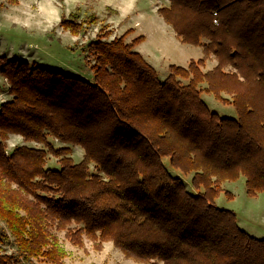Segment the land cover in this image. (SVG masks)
<instances>
[{
	"label": "trees",
	"instance_id": "trees-1",
	"mask_svg": "<svg viewBox=\"0 0 264 264\" xmlns=\"http://www.w3.org/2000/svg\"><path fill=\"white\" fill-rule=\"evenodd\" d=\"M158 11L181 41L204 52L187 67L171 64L163 79L134 49L140 37L91 40L92 79L0 56L11 95L0 104V222L17 250L4 252L10 235L0 225V264L31 257L62 264L65 252L49 227L71 222L79 226L66 231L73 243L84 235L96 248L111 240L146 264H264V237L214 203L220 184L239 175L249 195L264 191V0H170ZM77 16L61 25L79 33ZM209 55L217 64L203 72L198 65ZM204 80L236 116L209 109ZM9 133L44 143L61 156L59 167L45 166L42 148L6 153ZM48 136L80 145L83 158L73 162L69 147L53 148ZM164 156L193 172L196 192ZM90 162L101 173L89 174Z\"/></svg>",
	"mask_w": 264,
	"mask_h": 264
},
{
	"label": "rangeland",
	"instance_id": "rangeland-1",
	"mask_svg": "<svg viewBox=\"0 0 264 264\" xmlns=\"http://www.w3.org/2000/svg\"><path fill=\"white\" fill-rule=\"evenodd\" d=\"M169 2L170 0H0V56L54 67L92 79L91 65L94 58L87 52V45L91 40L98 34H105L106 40L123 35L127 42L140 37L134 49L144 56L163 79L169 74L171 64L187 67L191 61L197 62L204 57L201 45L181 41L173 27L159 13L158 8L168 6ZM71 13L78 15L77 21L82 23L79 33H73L69 27L61 25V20H66ZM201 40L206 41L205 38ZM189 48L198 54L186 56V49ZM216 64L217 59L209 55L198 66L201 71L206 72ZM187 81L188 79L181 78L183 84ZM206 84L205 80L202 81L199 88L209 109L221 116H236L234 106L229 101L218 100L214 93L206 89ZM8 89V82L0 73V104L11 98ZM222 95L225 100H229L228 94L223 92ZM48 141L53 148L68 146L67 156L73 162H79L83 158L84 150L78 144L65 143L52 136H48ZM4 143L8 154L19 145L42 148L46 151V167L57 168L60 165L61 156L52 154L42 142L24 140L19 134L9 133ZM162 161L172 174L180 175L188 190L196 192L191 184L193 172L184 174L170 167L166 156L162 157ZM88 172L101 173L93 162L89 163ZM220 186L221 190L214 198V203L234 211L241 228L254 236L264 237V191L249 195L243 175L233 180H224ZM0 225L8 235L11 234L4 222H0ZM75 227L79 226L74 222L64 228H57L55 225L49 227L65 252L61 258L62 264H146L126 256L111 240L101 241L100 248H96L95 241L85 235L82 236L81 243H73L66 231ZM8 237L10 241L4 242L2 248L7 254H15L17 250L12 243V236ZM16 264L55 263L41 257H31L25 261L17 259Z\"/></svg>",
	"mask_w": 264,
	"mask_h": 264
},
{
	"label": "crops",
	"instance_id": "crops-1",
	"mask_svg": "<svg viewBox=\"0 0 264 264\" xmlns=\"http://www.w3.org/2000/svg\"><path fill=\"white\" fill-rule=\"evenodd\" d=\"M188 54L191 56V55H195V54H198V53H196L193 49L189 48V49H186V56ZM186 56H185V59H186ZM247 232H249V231L247 230ZM249 233H251V232H249Z\"/></svg>",
	"mask_w": 264,
	"mask_h": 264
}]
</instances>
